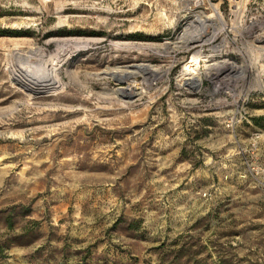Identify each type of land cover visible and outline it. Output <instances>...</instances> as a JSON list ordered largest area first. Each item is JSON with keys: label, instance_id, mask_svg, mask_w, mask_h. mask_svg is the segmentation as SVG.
Returning <instances> with one entry per match:
<instances>
[{"label": "rangeland", "instance_id": "obj_1", "mask_svg": "<svg viewBox=\"0 0 264 264\" xmlns=\"http://www.w3.org/2000/svg\"><path fill=\"white\" fill-rule=\"evenodd\" d=\"M211 1L0 0V264H264V0Z\"/></svg>", "mask_w": 264, "mask_h": 264}, {"label": "bare ground", "instance_id": "obj_2", "mask_svg": "<svg viewBox=\"0 0 264 264\" xmlns=\"http://www.w3.org/2000/svg\"><path fill=\"white\" fill-rule=\"evenodd\" d=\"M206 19L207 18H205L204 20H199V22L202 26L200 28L199 33L196 35L197 40L199 38H201V36L203 34L206 33V29H207V26L209 24V22H208L209 20H206ZM185 37L186 36L183 35V37H181L179 40L180 41L185 40ZM192 39H193V37L190 38L189 40H187L186 42L191 43ZM55 41L58 43L62 42L63 46L71 45L74 48L73 52L72 51L70 52V47H69V50H67V47L65 48L66 50L63 49L65 53L68 52V53H66L68 55V57H67V60L65 61L66 55H64V53H63V55L60 54V57L64 56V58L62 60H60L61 63L62 62L64 63V61L68 62L75 52H77V53L81 52L84 49H86L87 46H89V40H83V39L62 38V39L54 40V42ZM180 41H178V42H180ZM83 44H86V45H83ZM89 47H91V46H89ZM114 47H116V46H114ZM28 56H31V55H28ZM28 56L26 53L24 54L22 52L21 53H19V52L14 53V55H13L14 59H19V61L20 60L28 61V59H29ZM60 62L59 63H57V62L53 63L52 60L45 61L44 62L45 67H44V69H40V71H42V73L40 72V74H38L37 72L35 73L34 71H31L30 70L31 68L28 69V68L22 67V65H21V67L17 71L18 75H17L16 79H18V81H20L22 84H24L29 89L34 90V91H41V90H45V89H50V87L58 86L59 82H58V80H56V75L61 73V66H60L61 63ZM19 63H21V61ZM46 64H47V66H46ZM24 65H25V63H24ZM222 68L227 69L230 73H235V74H240V75L245 74V72H246V69L244 70L242 68H234V67L226 66V65H224V67L222 65L221 68L217 67V70L219 69V71H221ZM148 69L152 70L151 66L145 65V64H141V65L136 64L134 70H131V67H126L125 69H122L120 71H116V70H112L110 68H107L106 70H104L103 75L115 77V78H118L119 80L122 79V80L127 81L134 76L142 75V73L144 71H147ZM186 83L188 84L189 87H192V88L193 87H199L201 85V83L197 79H189L186 81ZM120 92H123V90H120ZM140 93L141 92H140L139 86L129 84L128 87H126V91L124 94H125V96H128V97H137L140 95Z\"/></svg>", "mask_w": 264, "mask_h": 264}, {"label": "built area", "instance_id": "obj_3", "mask_svg": "<svg viewBox=\"0 0 264 264\" xmlns=\"http://www.w3.org/2000/svg\"><path fill=\"white\" fill-rule=\"evenodd\" d=\"M228 1H229V4H230L232 7H234L235 9H237V8H240V7H241V5L243 4V2H244L245 0H228ZM191 2H193L194 5H196V6H198V7L206 8V7H209V6H211V5H212V7H213V3H212L211 0H191ZM217 14H219V10H218L217 8H215V12H214L213 16L215 17V15H217ZM191 29H192V28H191V24H190V25H188V26L186 27V29H184V30L180 33L179 37H180V36H183L184 34H185V35L188 34V30H191ZM192 30H195V29L193 28ZM198 31H199V30H198ZM196 34H198V33H196ZM203 35H204V34H203ZM203 35H202V37H203ZM202 37L200 38V40L202 39ZM205 41L207 42V41H209V39H206Z\"/></svg>", "mask_w": 264, "mask_h": 264}, {"label": "trees", "instance_id": "obj_4", "mask_svg": "<svg viewBox=\"0 0 264 264\" xmlns=\"http://www.w3.org/2000/svg\"><path fill=\"white\" fill-rule=\"evenodd\" d=\"M254 121L256 122V124H258L259 126H263V123L264 122V117H261V118H258V119H254Z\"/></svg>", "mask_w": 264, "mask_h": 264}]
</instances>
